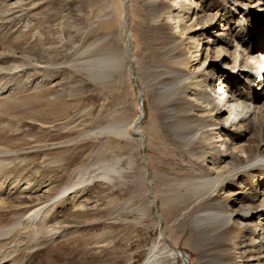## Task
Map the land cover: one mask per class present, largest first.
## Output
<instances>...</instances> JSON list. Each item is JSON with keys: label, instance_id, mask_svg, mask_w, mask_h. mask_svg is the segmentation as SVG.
Listing matches in <instances>:
<instances>
[{"label": "rangeland", "instance_id": "374dc122", "mask_svg": "<svg viewBox=\"0 0 264 264\" xmlns=\"http://www.w3.org/2000/svg\"><path fill=\"white\" fill-rule=\"evenodd\" d=\"M191 1L203 5L208 20L218 19L217 24L197 36V49L188 41L194 30L192 17L182 28L181 35L169 20L174 9L171 0H159L156 26L155 22L141 16L142 0H129L133 60V74L129 76L124 53L122 0H0L3 5L0 8V65L18 63L7 50L16 55L26 52L32 59H43L45 51L62 63L51 72V80L31 70L22 71L19 87L6 99L36 105L33 109L29 105H15L0 113L4 115L10 140L15 143L11 148L18 150L19 155L29 153L24 175L35 184L44 182L50 188L47 196L42 195L44 188H38L33 194L36 202L45 204L41 221L55 218L48 224L52 242L28 256L31 264H143L152 249L156 255L153 264H181V260L171 254L175 249L185 255L187 264H246L248 255L240 245L256 244L258 230L252 225L257 221L237 219L242 225L232 223L211 234L214 241H208L210 230L195 229L193 218L209 202L227 207L228 210H220L227 214L229 209L238 211L248 203L260 206L264 182H257L259 174L253 180L247 175L228 179V173L221 175L210 170L221 151L218 149L211 157V152L204 151L197 142L205 143L201 135L203 127L215 122L211 114L199 107L200 102L194 98L193 87L188 83L190 78L196 81L197 76L207 70V60L219 59L224 47L223 24L230 14L236 16L230 34L241 35L243 30L248 31L250 36L242 48L259 51L264 46V11L258 7L247 9L233 2L235 0ZM236 2L247 5L245 0ZM11 4L15 6L12 11L19 14L11 15L8 7ZM191 9V5L182 4L177 12L185 17ZM240 11L241 15L245 14L243 18L238 14ZM15 15L20 18L13 21ZM251 15L261 17L262 22L253 24ZM11 26L17 29L14 39L7 35ZM254 35L261 40L259 48H252L258 45ZM232 36L229 37L231 45L226 46L224 65L210 64L209 69L215 73L223 68L225 75L231 74L229 67L239 44ZM104 37L105 44L123 56V64L106 80L97 81L92 76L95 71L77 60L76 49ZM213 40L216 41L212 44ZM167 48L173 49L168 57ZM168 72L183 76L170 93L167 89L171 86L166 85L168 79L165 78ZM230 80L233 82V78ZM225 81L227 85L228 80ZM236 82L237 79L233 83ZM261 82L260 86L244 88L250 96L259 88L253 103L260 109L259 117L264 121V81ZM135 89L140 93L144 113L140 125L142 135L129 140L104 133L90 135L97 127L129 122L137 116ZM54 93L57 97L52 99ZM172 101L174 105L168 107ZM168 110L173 111L178 128L186 130L183 135L168 127ZM61 123H65L66 130L60 128ZM216 136L217 130H214L208 139ZM190 137H194L190 143L183 139ZM262 141L264 128L241 134L234 140L233 151L245 157L240 149L253 148ZM115 163L120 176L112 175L110 182L102 180L106 169ZM248 165L242 164L237 169L249 170ZM202 174L222 181L223 188L217 185L206 199L196 204L192 203V198L182 201L199 186L197 182ZM183 179L196 180L185 182L178 190L166 191V183H179ZM65 190L67 205L56 200L45 203L49 197ZM253 190L259 195L249 202L247 197ZM166 195L174 196L180 204L174 209L166 208L161 203ZM75 196L79 197L81 211L76 210L71 201ZM187 204L189 208L182 210ZM258 215L264 221V208ZM209 259L212 261L208 262Z\"/></svg>", "mask_w": 264, "mask_h": 264}, {"label": "bare ground", "instance_id": "6f19581e", "mask_svg": "<svg viewBox=\"0 0 264 264\" xmlns=\"http://www.w3.org/2000/svg\"><path fill=\"white\" fill-rule=\"evenodd\" d=\"M245 1L247 2V5L237 3L236 0L233 2L240 6H245L247 9L258 7V9L262 8L264 11V0ZM122 3L124 53L127 60L128 75L132 76L130 75L133 74V67L131 65L133 60L130 54V41L132 40V34L130 33L128 22L132 18L130 11L131 6L129 0H122ZM182 4L192 6L191 11L186 13L187 16L185 17L180 14V11L177 12L178 10H181ZM171 5L174 9L169 16V20L174 22L175 31H177V33L180 35L182 33V28L186 26V23L192 17L194 21L192 23V30H194L191 31V36L188 38V41L189 43H193V48L197 49L199 44V38L197 36L204 30L210 29L215 24H217L218 19L215 21L212 18L208 20V17H206L204 14L205 10H203V5H197V3H194L191 0H171ZM2 6L3 5L0 3V8ZM8 7L10 8L11 15L19 14V12L12 11L15 8L13 4L10 6L8 5ZM142 7L143 13L141 16L149 18L155 22V26L158 25L156 21L159 14V0H142ZM241 12L242 11L238 12V14L241 15ZM243 15L245 16V14ZM243 15H241L242 18ZM235 17V14H230L223 24V28L225 27V33L223 36L224 39H222L224 47L220 50L221 54L219 59L216 58V60L212 61L207 60V62H209L207 65V70H204L202 75L197 76L196 81H193L194 79L190 78L188 83L190 87H193L192 91L194 98H197V100L200 102L199 107L203 108L206 114H211L212 119L215 122L213 125L207 124L203 127L205 129H203L201 135L204 137L205 143H202L201 140L196 142L203 146L204 151L209 150L211 152V157L216 154L218 149L221 151V156L212 162V166L210 168L212 172H217L220 174L226 172L229 174L228 179H232L234 176L238 175H247L248 178L250 177L253 180L259 174L260 179L257 181L259 183L264 182V141L255 145L253 148L240 149L239 152L243 153L245 157L238 155L233 151V149L235 148L234 140L239 138L241 134L251 131H260L264 128V121L261 120V117H259L260 109L257 108L258 106L256 107L253 103L256 92L259 91V88L251 96L250 94L248 95L245 93V88L250 89L254 86V84H259L260 86L262 83L261 81H264V46L258 49L259 51L250 49L246 50L242 48L241 45L246 42V39L250 35L248 31L244 30L242 33H240L241 35L232 36L230 34V27L233 24ZM19 18V16L17 17V15H15L13 16L12 20L14 21V19ZM249 18L254 19L253 24H260L262 22L261 17L257 15H251ZM142 24L143 23L141 21L140 25L142 26ZM16 30L17 29L15 26L9 27L7 29V35L11 36V38L13 36L16 38L18 35ZM227 35H230L234 37L235 40L239 41L237 48L234 50L233 64L229 67V69L231 68L229 70L231 77L230 75L228 76L229 73H227V75L223 73V68H221L219 73H215V70L212 71L209 69L210 64H215L217 66L224 65L225 53L227 51L226 46L231 45V39H229L230 36L228 37ZM254 37L258 38V45H254L252 48H259L261 46V40L259 37H257V35H254ZM240 40L242 41L240 42ZM105 41L106 37L98 38L88 42L83 48L76 49L77 60L88 64V67L95 71V74H92V76L97 81L106 80L110 77L112 72L118 70L123 64V56L117 51L113 50L110 46L106 45ZM215 41L216 40H213L212 44ZM164 45L167 46L168 44L165 43ZM172 52L173 49L167 48L165 52L166 57H168ZM7 54L12 55L15 59H17L18 63L11 65H0V107L2 109L0 110V113L4 114L3 112L7 110L6 108L21 104L29 105L33 109V106L36 105L34 102H27L24 100L21 102H11L10 100L6 99L10 93L19 87V75H21L22 71L27 72V70H31V72L33 71L35 73L41 74L42 78L51 80V72L59 69L62 63L58 61L57 57H51V55L45 51L42 53L43 59H32L27 55L26 52H18L16 55V53L12 50H7ZM217 66L216 69H219ZM165 78L168 79L166 85L171 86L169 89H167V92L170 93L174 91L176 82L183 78V76L178 75L175 72L174 74L168 72ZM230 78H233V82L237 79V82L234 84ZM226 79L228 80L227 85L225 84ZM218 80L219 84H217ZM134 87H136L135 83ZM137 93L139 100L137 99V95L135 96L138 113L133 120H130L129 122L111 123L105 126L97 127L91 131L90 135L96 133L100 135L101 133H104L123 140H129L130 138L136 137L137 135L140 136V125L144 113L141 104L142 101L140 93L138 90ZM54 94L55 95L52 96V99L57 97V94ZM171 105H174L173 101L168 107H171ZM47 106L50 107V104ZM171 111L168 110V127L175 133L183 135L186 130L184 128H178L176 122L173 120V114H171ZM225 113H227V115H224ZM2 114H0V264H31L32 259L28 258V256L42 248H47L48 244L52 242L50 233L52 230L48 227L51 225L48 224L54 220L55 216H53V218L51 217L52 219L49 221L42 222L41 220L44 219L42 213L44 211L45 204L43 202H36V197L33 195L37 192L38 188H44L42 195L47 196L50 192V188H48L44 182L35 184L30 178H27L24 175L27 165L30 161L28 156L29 153L19 155L18 150L11 148L13 145H15V143H13L8 136L10 133L7 129H5V120H3L4 115ZM64 124H60V128L62 130L67 129V126ZM18 128H16V130ZM214 130H217V136L213 140L208 139L210 132ZM193 138L194 137L183 139L185 142L190 143L193 141ZM257 156L261 158H258ZM257 159L259 163L256 161ZM116 163L106 169L105 173L101 177L102 180L110 182L112 175H117V177L120 176V172L115 168ZM242 164H249L248 166L251 168L249 170H246L247 168L244 170H238L237 168H240ZM189 180L190 179H183V181L179 183H166L165 189L166 191L171 192L175 189L178 190L179 188L183 187L185 182H189ZM194 180L196 179H192L190 181ZM221 182L222 181L218 179L210 178V175L208 174H202L197 182L199 186L191 190L192 192L188 194L186 198L182 199V201L192 198V203L195 202L194 204H196L199 201L206 199L209 193H211L217 187V185L219 186ZM222 188L223 186L220 185V189ZM67 195V190L62 191L60 194H57L54 197H49L50 199H47L45 203L56 200L61 201L62 205H67ZM256 195L259 194H257L256 190H253V192H251V194L249 193L247 197L248 201L250 202L255 199ZM261 196L262 200L260 206L257 207L248 203L245 205V207H239L238 211L235 209L230 211L229 209L228 214L220 211L228 210L227 207L209 202L206 208L200 209L199 212L194 216V227L195 229H200L203 232L210 230L209 234L211 238H209L208 241H214L212 240L211 234L215 235L217 231L226 228L232 223L238 226L242 225V222H238L237 219H240L241 221H251L254 219L255 222L257 221V223H252V226H255V229L258 230L256 244L251 242L249 244L247 243L240 246L245 251L244 253L248 255L245 260L246 264H264V221L258 215V212L264 208V193ZM78 198V196H75L71 201L74 203L76 210L81 211L83 210V207L80 206ZM161 203L166 208L174 209L176 205L178 206V204H180V201L174 198V196L166 195L162 199ZM188 208L189 206L187 204L182 207V210H187ZM3 213L9 214L4 215ZM233 213H237V215L235 216ZM160 237L163 239V234H161ZM208 247V250H210L211 248L209 245ZM171 254L174 258L179 260H183L182 257H185L183 253H181V257V254H178L176 249L172 250ZM155 259L156 255L154 253V249H152L148 253V256L144 260L143 264H153ZM207 261L211 262L212 260L209 259Z\"/></svg>", "mask_w": 264, "mask_h": 264}, {"label": "water", "instance_id": "95a60500", "mask_svg": "<svg viewBox=\"0 0 264 264\" xmlns=\"http://www.w3.org/2000/svg\"><path fill=\"white\" fill-rule=\"evenodd\" d=\"M131 75V74H130ZM135 93H136V95H137V99L139 100V98H138V93H137V90L135 89ZM139 105H140V102H139ZM177 253L178 254H181V252L179 251V250H177ZM181 257H182V254H181ZM183 258V260H181L180 262H181V264H187V260H186V258L183 256L182 257Z\"/></svg>", "mask_w": 264, "mask_h": 264}]
</instances>
